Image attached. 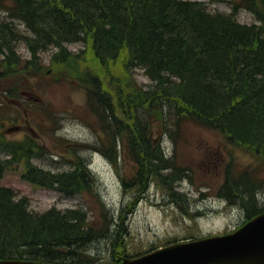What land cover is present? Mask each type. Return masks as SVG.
<instances>
[{
    "label": "rangeland",
    "instance_id": "374dc122",
    "mask_svg": "<svg viewBox=\"0 0 264 264\" xmlns=\"http://www.w3.org/2000/svg\"><path fill=\"white\" fill-rule=\"evenodd\" d=\"M189 1L202 2L213 14L232 12L231 0ZM237 19L242 24H259L247 10L240 9ZM1 27L10 32L2 37H15L11 43L20 65L9 72L2 70L6 52L3 46L9 44L0 38V140L27 142L35 147V155L23 161L17 157L20 162L1 153L2 159L12 158L2 185L12 188L15 200H24L32 213L57 211L65 215L79 211L92 236H86L87 246L78 260L114 264L120 255L136 257L173 242L239 228L246 222L248 208L229 202L221 194L227 171L243 180L249 172L262 187L254 191L252 199L257 207H264V162L260 157L232 144L224 134L198 124L184 122L182 126L179 122L181 136L177 138L168 131L160 133L174 128L168 119L173 112L159 95L155 96L156 102L163 103L159 108L145 101L147 91L157 87L145 68L130 65L123 58L108 60L104 65L96 61L62 62L60 49L55 47L38 52L37 63H31L34 56L25 40L31 32L24 22L0 9ZM64 47L74 55L82 49L90 52L85 43H67ZM80 56L89 57L85 52ZM87 73L99 79L103 93L112 96L113 110L122 120L123 112L134 117V106L139 118L144 119L143 115L152 111V126L154 134L159 135L161 151L181 170H166L164 165L155 168L157 171L147 169L141 186V165L127 148V135L117 133V127H111L90 104L92 86L85 82ZM177 82L174 76L165 78L167 87ZM125 101L128 104L121 108L119 103ZM136 102L144 103L139 106ZM93 104L98 108V103ZM107 133L118 139L108 138ZM27 166L52 175L79 171L78 176L84 177L77 188L65 191L61 188L65 184L60 187L32 182L26 176Z\"/></svg>",
    "mask_w": 264,
    "mask_h": 264
},
{
    "label": "trees",
    "instance_id": "16d2710c",
    "mask_svg": "<svg viewBox=\"0 0 264 264\" xmlns=\"http://www.w3.org/2000/svg\"><path fill=\"white\" fill-rule=\"evenodd\" d=\"M11 1V7L3 4L9 15L24 22L32 31L31 36H25L34 56L31 63H37L38 52L49 47L60 49L62 62L94 64L96 61L104 65L108 60L127 59L130 65L145 68L157 84L154 90L147 91L145 101L159 108L162 102L155 101V96L159 95L173 112L172 117H167L174 128L159 130L161 134L168 131L171 137L177 138L181 136L179 122L182 126L184 122L199 124L220 131L232 144L248 149L264 162V68L261 69V62L264 65V0H232V15L209 13L202 2L189 0ZM115 1H119L118 4ZM240 8L253 12L261 25L240 23L235 17ZM0 34L9 44L5 47L0 40V46L6 51L1 61L2 70L9 72L20 65L14 43H11L15 37H2L10 34L4 27L0 28ZM81 42L89 47V54L85 49L81 51L89 57L80 56L81 52L74 55L64 47L67 43ZM259 69L261 73L255 77L253 71ZM166 76H174L178 82L167 87ZM84 78L92 86L89 101L98 109V115L111 127H117V133L127 135V148L141 165V186L147 169L154 171L164 165L166 170H181L165 159L161 151L159 135L154 134L152 126V111L143 115L144 119L139 118L134 106V117L129 118L128 111L123 112L122 120L113 110L109 99L112 96L102 92L99 79L90 73ZM163 85L166 88H161ZM94 102L99 104L98 108ZM119 104L124 108L128 101ZM153 106L150 104L151 108ZM107 137L118 139L108 133ZM34 150L27 142L0 140V154L5 152L16 157V162H20V157L23 161L35 155ZM12 158L0 157V259L89 264L77 259L87 246L86 236H92L79 211L65 215L57 211L32 213L24 200H15L13 190L2 185ZM29 168L27 166L26 176L32 182H48L60 187L65 184L67 187H61L65 191L77 188L84 177L78 176L79 171L52 175ZM244 175H247L245 180L227 171L220 190L231 203L246 205V215L251 219L264 212L252 199L254 191L262 187L257 186L249 172Z\"/></svg>",
    "mask_w": 264,
    "mask_h": 264
},
{
    "label": "water",
    "instance_id": "95a60500",
    "mask_svg": "<svg viewBox=\"0 0 264 264\" xmlns=\"http://www.w3.org/2000/svg\"><path fill=\"white\" fill-rule=\"evenodd\" d=\"M0 264H48L3 260ZM121 264H264V213L238 231L177 243Z\"/></svg>",
    "mask_w": 264,
    "mask_h": 264
},
{
    "label": "bare ground",
    "instance_id": "6f19581e",
    "mask_svg": "<svg viewBox=\"0 0 264 264\" xmlns=\"http://www.w3.org/2000/svg\"><path fill=\"white\" fill-rule=\"evenodd\" d=\"M104 1H106V0H104ZM113 1V0H112ZM115 2H117V1H115ZM119 2V1H118ZM118 2H117V4H118ZM127 2V1H126ZM198 2H200V1H198ZM10 3H12V1L11 0H4V3H3V0L1 1V3H0V9H4L6 12H7V9L8 8H5V6H7V5H9L10 7H11V5H10ZM51 3V2H50ZM114 3V2H113ZM137 3V2H136ZM3 4H5V6H3ZM121 4V3H120ZM2 5V6H1ZM95 6V5H94ZM113 6V5H112ZM115 6H117V5H115ZM119 7V6H118ZM231 7H232V12L230 13V14H228V15H232V13L234 12V8H233V4H232V0H231ZM115 8V7H114ZM240 9H242V10H247V11H249L248 9H245V8H240ZM94 11V10H93ZM209 12H210V10H208ZM239 11V10H238ZM238 11L236 12V14H235V17L237 18V15H238ZM97 12H99V11H97ZM249 12H251V11H249ZM92 13V12H91ZM100 13H102V12H100ZM211 13V12H210ZM252 14H254L253 12H251ZM106 14V13H105ZM213 14V13H212ZM100 15V14H99ZM98 15V16H99ZM255 15V14H254ZM255 17H256V19L259 21V24L258 25H261V22H260V20L257 18V16L255 15ZM96 18V17H95ZM223 18V17H222ZM97 19H99V20H101L100 18H97ZM238 20V19H237ZM239 21V20H238ZM221 22V21H220ZM106 24H107V21H106ZM228 24V23H227ZM109 25H110V22H109ZM113 25V24H112ZM252 25V24H251ZM256 25H257V23H256ZM26 26V25H25ZM230 27V26H229ZM28 28V27H27ZM29 31H31V30H29ZM32 32V31H31ZM32 35H33V33H32ZM83 50V49H82ZM73 54V53H72ZM75 54H79V53H75ZM261 65H262V70H263V68H264V65H263V63L261 62ZM136 67H138V66H136ZM258 67V66H257ZM254 68V67H253ZM258 69V68H257ZM251 73V72H250ZM253 73H254V75H255V77H257V75H259L260 73H261V70L259 69V70H256V71H253ZM262 76H259V78H261ZM264 79V78H263ZM156 100H158V99H156ZM11 116V115H10ZM12 119V118H11ZM13 120V119H12ZM194 124V123H193ZM197 125V124H196ZM199 125V124H198ZM201 126V125H200ZM207 128V127H206ZM208 129H210V128H208ZM211 130H215V129H211ZM215 131H217V130H215ZM219 133H221L220 131H218ZM223 134V133H222ZM161 144V143H160ZM244 148V147H243ZM246 149V148H245ZM7 159V158H6ZM88 170H89V167H88ZM7 173V172H6ZM89 173V172H88ZM90 174V173H89ZM223 184V183H222ZM10 188V187H9ZM11 190H12V188H11ZM16 195V194H15ZM220 196V195H219ZM27 200V199H26ZM241 207V206H240ZM262 208H264V207H262ZM245 210V209H244ZM34 212V211H33ZM35 214H37V213H35ZM262 213H260V214H258L257 216H255V217H258V216H260ZM255 217H253V218H255ZM253 218H251V219H253ZM81 224V223H80ZM84 243H86V242H84ZM84 249H86V248H84Z\"/></svg>",
    "mask_w": 264,
    "mask_h": 264
}]
</instances>
